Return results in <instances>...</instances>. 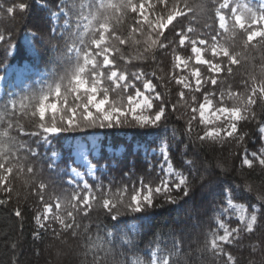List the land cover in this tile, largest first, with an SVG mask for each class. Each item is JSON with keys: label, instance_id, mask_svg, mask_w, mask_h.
<instances>
[{"label": "snow or ice", "instance_id": "snow-or-ice-1", "mask_svg": "<svg viewBox=\"0 0 264 264\" xmlns=\"http://www.w3.org/2000/svg\"><path fill=\"white\" fill-rule=\"evenodd\" d=\"M35 4L48 12L47 39L37 29H26L19 42L0 33V193L5 196L0 205L11 199L9 178L26 173L42 205V212L33 216L34 239L48 230L56 236L71 230L72 236H78L82 225L77 215L87 217L99 207L109 223L97 224L95 233L83 226L84 255L91 254L92 264H180L178 236L173 235L169 250L156 236L147 257L136 236L147 219L142 214L190 198L193 179H198L200 190L218 207L207 246L217 259L224 258V264H237L224 245L234 244L241 233H252L261 208L254 204L249 211L244 203H235V189L221 175L238 172L239 166L264 169V123L258 127L260 144L255 149L247 146L248 133L241 123L257 120L256 107L264 104V64L259 76L242 81L241 90L224 81L233 75L232 66L240 64L243 53L257 46L264 50V0H197L195 4L183 0V7L181 0H56L54 5L51 0H35ZM17 10L26 19L31 2L21 0L7 7L0 3V13L14 17ZM189 13V19L198 22L206 16L201 31L178 19ZM129 19L131 25L122 32ZM52 39L63 42L64 50L49 78L35 81L41 85L37 89L27 81L39 74L41 51H47ZM177 47L190 50V55L176 54ZM166 50L174 54L173 67L182 73L172 76L180 86L176 101L157 90L149 78L156 77L155 71L149 74L139 63L133 64L155 62L158 53ZM22 51L28 59L22 65L10 63ZM118 62L137 70L121 71ZM180 109L186 110L187 119L177 127L172 114ZM25 118L32 130L21 123ZM196 126H203L202 130L195 131ZM110 130L122 134L132 130L152 138L135 144L132 159L117 162V167L123 165L119 181L111 175L110 163L104 165L105 172L99 161L90 159L102 152L126 151L124 146L114 149L103 142ZM54 138L67 140L69 156L59 171L67 187L51 176L38 179L45 163L53 172L59 167L57 152L47 156ZM205 143L237 149L243 145V152L234 154L239 155V166L228 169L218 163L217 172L211 162H199L197 176L194 148ZM257 199L264 205V196ZM14 215L23 220L19 207ZM125 216L132 219L122 224ZM233 218L238 221L235 226L230 225Z\"/></svg>", "mask_w": 264, "mask_h": 264}, {"label": "trees", "instance_id": "trees-1", "mask_svg": "<svg viewBox=\"0 0 264 264\" xmlns=\"http://www.w3.org/2000/svg\"><path fill=\"white\" fill-rule=\"evenodd\" d=\"M18 2H21V0H0V3H3L5 7ZM24 2H31V10L26 14V19H22L25 14L20 13L18 10L14 17L9 16L7 13H0V33H3L6 37L11 35L13 42H19L26 29H37L47 39L51 24L47 10L38 7L35 0H24ZM51 2L54 5L56 0H51ZM189 2L195 4L197 0H189ZM181 7H183V0H181ZM191 17L192 14L189 13L187 18L180 17L178 19H183L186 27L191 23L198 32L201 31L203 29V19H206V16L199 22L194 18L190 20ZM131 23V19L126 21L121 31L123 32ZM253 43L255 44L256 41H253ZM63 50V42L52 39L51 44L47 45V51H41L37 69L39 74L34 73L27 82L33 83L37 89L41 87L35 81L41 78H49V74L56 70L58 58ZM236 50L240 51V48L237 47ZM176 54L187 56L190 55V50L185 52L184 49L177 47ZM205 56L211 58L210 53H205ZM173 57L174 54L166 50L162 54L158 53L155 62L152 60L146 63L133 61V64L139 63L149 74L155 71L156 77L150 75L149 78L153 80L157 90L163 92L167 99L176 101L179 99L178 90L180 86L175 84L172 76L173 74L180 75L182 73L180 69L173 67ZM26 59H28L27 53L22 51L20 55L12 58L10 63L22 65ZM262 64H264V50L260 46L255 49L250 48L246 53H243L240 64L232 66L233 75L226 77L225 85H231L233 90H241L243 88L242 81L248 79L249 75L259 76ZM200 67L204 68V66ZM118 68L121 71L127 70L129 72L137 70L132 65H126L123 62H118ZM185 111V109H180L172 114V120L177 127L186 122L187 115H185ZM187 111L190 113V110ZM256 112L257 120L251 123L241 122L243 130L248 133L246 144L250 149H255L260 144L258 127L261 123H264V104H258ZM177 116L182 118L177 120ZM21 123L27 130H32L26 118L22 119ZM202 127L196 126L195 131H201ZM21 139L27 140L29 138L21 137ZM151 139V137L141 136L132 130H123V134L110 130L104 137L103 142L111 144L114 149L124 146L126 151L120 155L102 152L99 157L91 159L93 163L100 162L99 169L110 163L111 175L119 181L123 165L117 167V162H127L132 159L135 144L150 142ZM66 144V138L53 139L47 150V156L50 157L53 151L57 152V165L59 167L53 172L47 168V163H45L44 172L38 179L47 180L51 176L52 179L63 184L64 176L60 175L59 171L64 167L63 162L69 156ZM243 147L242 145L237 149L234 145L221 146L211 143L195 147L196 175L199 174V162H211V166L217 172L220 171L219 168L215 167L218 163H223L228 169L239 166V155L234 154L237 152L242 153ZM41 154H45L44 147L41 148ZM141 158L136 157L137 160ZM106 171L108 170L106 169ZM13 175L16 177L15 179L9 178L13 187L12 193L8 194L11 199L6 205H0V264H50L51 260L55 264H92L91 254L89 253L87 257L84 255L86 251L84 247L86 234L83 233V226H90L91 231L95 233L97 224L103 226L109 223L103 210L94 207L87 217L83 216L82 213L77 215V221L82 225L78 236H72L71 230L62 233L60 236H56L51 230H48L42 231L40 239H34L36 226L33 216L38 211L42 212V205L35 195V186L28 179V174L17 175L14 173ZM105 179H107V176H105ZM221 179L231 184L235 189L233 193L235 203H244L249 211H251L254 204L261 208L254 231L252 233H241L240 238L234 244L224 245L225 249L233 254L237 264H264V205L257 199V196H264V169H261L258 165H254L253 169L239 166L238 172L229 171L226 175L222 174ZM193 184L190 198H185L178 204H166L162 208L142 214L147 219L140 224L136 242L144 257H147L154 250L155 244L153 241L156 236L161 237V247L169 250L172 246V237L175 235L182 241L180 264H184L185 261H187V264H224V258L217 259L207 246L209 233L216 227L215 219L218 207L206 191L200 190L198 179H193ZM63 186L67 187L66 184H63ZM0 198H5L3 193H0ZM17 207L22 211V221L14 215V210ZM130 219H132L130 216H125L122 224L128 223ZM237 223L238 221L235 218L230 221L231 226H235ZM56 227L58 228V226ZM12 243L17 244L15 249L11 247ZM253 246H255V251H253ZM201 249H204V251H201ZM56 257H59V259H56Z\"/></svg>", "mask_w": 264, "mask_h": 264}, {"label": "rangeland", "instance_id": "rangeland-1", "mask_svg": "<svg viewBox=\"0 0 264 264\" xmlns=\"http://www.w3.org/2000/svg\"><path fill=\"white\" fill-rule=\"evenodd\" d=\"M121 147V146H120ZM113 154H115V155H120L121 153H116V152H114ZM97 157H99V156H96V157H90V159L91 158H97ZM92 160V159H91ZM73 167H76V165H72ZM79 170H81V171H85V169L83 168V167H80L79 168ZM101 170H104L105 172H107L106 171V169H104V167H102V169ZM67 186V185H66ZM60 257H61V255H59ZM56 259H59V257H56ZM57 263V262H56ZM50 264H55V262H53V260H51V263Z\"/></svg>", "mask_w": 264, "mask_h": 264}]
</instances>
